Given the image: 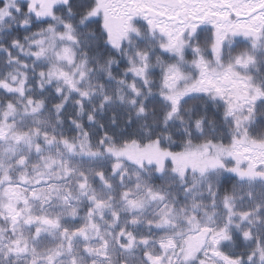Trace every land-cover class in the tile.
Instances as JSON below:
<instances>
[{
    "label": "snow or ice",
    "instance_id": "6c2138e0",
    "mask_svg": "<svg viewBox=\"0 0 264 264\" xmlns=\"http://www.w3.org/2000/svg\"><path fill=\"white\" fill-rule=\"evenodd\" d=\"M0 264H264V0H0Z\"/></svg>",
    "mask_w": 264,
    "mask_h": 264
}]
</instances>
